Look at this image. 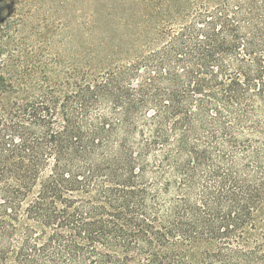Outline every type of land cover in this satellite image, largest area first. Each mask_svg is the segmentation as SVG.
Returning <instances> with one entry per match:
<instances>
[{
  "label": "trees",
  "instance_id": "obj_1",
  "mask_svg": "<svg viewBox=\"0 0 264 264\" xmlns=\"http://www.w3.org/2000/svg\"><path fill=\"white\" fill-rule=\"evenodd\" d=\"M187 17L141 57L0 100V264H264V0ZM21 21L0 16L4 91L45 69Z\"/></svg>",
  "mask_w": 264,
  "mask_h": 264
},
{
  "label": "rangeland",
  "instance_id": "obj_2",
  "mask_svg": "<svg viewBox=\"0 0 264 264\" xmlns=\"http://www.w3.org/2000/svg\"><path fill=\"white\" fill-rule=\"evenodd\" d=\"M217 0H0V16L19 14L18 35L29 57L45 65L23 90L0 88V100L11 101L84 73H99L141 57L161 45L164 32L187 20L202 5ZM10 10V13H9ZM264 207V206H263ZM264 217V208L260 213ZM264 223H259L263 226ZM264 227V226H263ZM204 243L184 248L195 260ZM7 264H14L10 258Z\"/></svg>",
  "mask_w": 264,
  "mask_h": 264
}]
</instances>
